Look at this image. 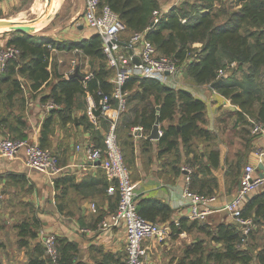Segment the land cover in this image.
<instances>
[{"label":"trees","instance_id":"16d2710c","mask_svg":"<svg viewBox=\"0 0 264 264\" xmlns=\"http://www.w3.org/2000/svg\"><path fill=\"white\" fill-rule=\"evenodd\" d=\"M100 3L108 4L123 21L125 29L120 33L121 40L124 32L130 34V40L133 33L149 28L147 38L160 55L169 56L179 65H184L187 74L198 84L216 82V90L237 106L235 127L245 140L246 153L252 146L254 137L250 118L264 125V0H198L191 4L184 0L165 11L153 25V12L160 9L161 0H100ZM12 31L7 45L18 48L20 52L16 57L8 59L0 71V123L6 121L1 115L3 108H7L6 104L12 105L13 100L23 92V78L27 80L32 92L50 86L49 93L42 100H51L57 106L50 109V115L43 122L41 146L45 147L48 143L55 117L63 124L74 122L75 112L80 110L83 113L78 116V123L91 129L92 139L101 145L102 135L86 112L88 93L98 104L101 98L99 92L111 94L113 89L110 76L114 70L107 64L100 35L94 33L88 39L67 42V48H82L93 60V70L90 78L78 75L65 78L50 68L51 46L64 48L65 45L62 46L46 34ZM195 43H200V47L193 57ZM54 75L57 80L50 84ZM124 89L128 91V106L120 116L118 133H125V130L131 133L133 127L140 126L142 133L149 135L157 113L161 122L172 121L162 127V134L158 138L160 152L178 150L179 145L183 144L186 153H192L188 162L195 166L189 174V188L198 185L199 192L213 194L218 187L214 171L219 167L221 158L220 150L209 144L214 133L203 125L206 120L205 102L186 90L168 87L151 78L131 77L126 81ZM111 103L116 106L115 99ZM158 105L159 111L156 110ZM177 113L179 117L175 123ZM99 119L106 127L108 120L101 116ZM17 122L19 125L23 123L20 117ZM9 128L15 130L12 126ZM130 133L126 136H130ZM14 136L12 138L25 137V134ZM196 138L207 141L210 148L202 151L196 149L193 142ZM144 142L150 144L148 138ZM242 163L240 158L230 162L225 174L232 183L238 182ZM10 176L14 181L20 180L14 174ZM100 181L106 188L107 181ZM96 183L95 179L76 183L70 180V175L55 179V184L61 188L63 195L70 189V184L81 190L84 187L93 188ZM137 209L140 214L153 221H166L171 216L168 204L152 199H138ZM241 217L252 221L247 235L244 234L246 225L239 222H221L212 227L205 220L190 221L182 218L178 227L173 226L175 230L196 229L209 236L212 242L221 244V247L211 248L204 255L206 249L202 239L187 251L188 254L192 252L196 258L188 263L184 260L180 264H203L205 257L215 262L264 264V244L258 247L254 255L248 247L247 239L249 234L264 229V189L250 194L242 208ZM39 227V220L23 221L18 226L21 242L27 244L29 238L37 236ZM56 244L58 264H75L73 259L77 244L64 236L56 237ZM35 250L29 264H48L45 247L40 243Z\"/></svg>","mask_w":264,"mask_h":264},{"label":"crops","instance_id":"0c3cea01","mask_svg":"<svg viewBox=\"0 0 264 264\" xmlns=\"http://www.w3.org/2000/svg\"><path fill=\"white\" fill-rule=\"evenodd\" d=\"M16 2L17 0H0V5L5 6L8 3L14 5ZM83 9L84 0H80V8L75 11L71 18V21L76 20V30H70V26L66 24L65 26H54L51 32L44 33L49 35L54 41L61 43L62 46L65 45L64 48H58L55 45L51 46L52 53L50 56V68L62 74L65 78H70L69 75L76 70L81 77L86 78L89 74H92L93 68L89 65V57L84 51L75 53L73 49L76 46L73 48L66 47L67 42H79L97 33L96 30L85 23L83 16L80 15ZM79 15L80 17H78ZM68 18V23H70V11ZM40 27H31L28 30L30 33H35ZM10 36L6 35L0 38V50L8 46L7 41ZM129 36L130 34L125 33L124 37H122V42L128 43L129 41H126L127 39L129 40ZM49 45H52V42H49ZM124 50L131 54L128 47L124 46ZM133 51L134 55L139 57L140 48L138 45L133 48ZM75 59L77 64L73 65V60ZM181 66L182 69L178 77L167 76V80L162 83L168 87L186 90L194 97L205 102L206 120L203 125L214 133V138L209 142L210 146L220 150L221 162L214 171L218 178V187L213 194H209L214 195L215 200L211 204L213 211L207 216L205 222L212 227L221 222H238L222 210V207L237 192L245 165L257 162L255 151L259 147H264V134H254L251 141L252 146L245 153V140L237 133L240 145L235 149L231 148L232 144L230 145L227 142V137L224 138V125L230 123V126H233L235 130L237 129L235 127L237 123V106L229 98L219 93L211 84L194 82L192 77L185 73V66ZM1 70L3 69H1L0 62ZM113 75L114 72L110 76V81ZM21 80L23 92L13 100L12 105L6 104L7 108L2 110L1 115L4 116L6 121L0 123V139L15 137L14 134L23 133L25 137L19 138H25L40 144L43 122L50 115L47 103L51 101H43L42 98L49 93L50 86H46L48 87L47 89L44 87L41 91L32 92L27 80L23 78ZM56 80L57 78L54 75L50 84ZM54 107L57 106L55 105ZM82 113L81 110L75 112L74 122L63 124L58 117L53 120L48 143L45 146V148L57 154L59 165L61 166V171L53 176V181L45 173L30 168L25 164L23 150L14 159L0 156V186L11 185L10 191L2 188L0 194V264H29L31 254L36 251L35 247L40 243L43 245V243L39 234L29 238L27 244L22 243L18 226L25 220L33 221L35 219L40 222L38 232L42 229L46 233L55 234L56 237H67L70 241L77 244L73 259L75 264H119L124 262L126 255V232L124 226L113 221L109 226H103L102 224L105 220H111V215L118 205L119 195L117 192L113 194L108 192V188L114 184V181L110 180L106 175L104 168L101 166V160L90 161L86 155V146L90 143L97 147H103L108 121H106V127L100 119L97 124L93 123L102 135L101 145H98L92 139V130L78 123V116ZM19 117L23 121L20 125L17 124ZM178 117L179 113L175 115V123H177ZM170 123H172L170 120L160 121V131L162 132V127ZM10 126L15 130H10ZM123 132L125 133H118L117 131L118 137L119 134L125 135L123 139L125 159L131 169L137 200L147 198L164 202L170 206V219L157 222H166L172 227L174 225L178 227L182 218L193 221L188 216L189 198L184 194V190L189 186L186 177L190 174L184 169L188 167L192 171L195 168L194 165L188 162L192 157V153H186L183 144L179 145L178 150L161 153L158 139H152L149 135H144L140 126L133 127L131 133L127 130ZM129 133L130 136H126ZM231 137L236 140V136ZM146 138L150 140L149 145L144 142ZM193 142L195 148L199 151L210 148L205 140L196 138ZM238 158L242 159L245 164L243 165L242 163L243 166L240 168L241 173L238 182L232 183L225 172L232 159L236 160ZM11 174L16 175L20 180L14 181L10 176ZM64 175H70V180L76 183L90 181L91 179L97 180V183L93 188L84 187L81 190L70 184V189L63 195L61 194V188L56 186L55 179ZM100 179L104 182L107 181L108 185L106 188ZM15 186H18L21 190L15 189ZM263 189L264 186L253 191V193ZM190 190L203 194L199 192L198 185H193ZM58 200L66 206L65 210L68 209L67 214L58 205ZM262 230L264 231V229ZM197 231L196 229L186 231L173 228L170 238L163 242L147 239L144 242L148 254L145 264H158L156 261H162L167 256H174L172 259L174 264H180L184 260L188 263L195 259L196 256L192 252L188 254L187 251L198 241L204 239L201 237L202 232ZM192 233L200 234L199 238L193 236ZM212 243H214L213 248L221 247V244ZM45 256L47 257L46 250ZM226 262L232 263L230 261ZM219 263L214 261L211 264ZM233 263L241 264L240 262ZM48 264L53 263L48 260Z\"/></svg>","mask_w":264,"mask_h":264},{"label":"built area","instance_id":"2783aa9c","mask_svg":"<svg viewBox=\"0 0 264 264\" xmlns=\"http://www.w3.org/2000/svg\"><path fill=\"white\" fill-rule=\"evenodd\" d=\"M164 12L154 10L153 22L159 21ZM83 19L85 23L96 30L100 35L102 49L106 55L107 64L114 70L111 79L113 89L111 94L99 92L101 98L96 104L92 95L87 94V113L92 123L97 124L99 116L108 120V128L104 135L103 147H97L94 144L86 146V155L88 160H101V166L106 175L114 184L108 188V192H115L119 195L116 210L111 215V220L102 222L103 226L111 225L112 221L124 226L126 232V255L124 264H145L147 259V250L144 242L147 239H154L163 242L170 238L173 227L166 222H157L150 220L140 214L137 209V198L132 181L131 169L125 160L122 151L117 125L120 115L127 109L128 91L124 89L126 81L131 77H142L156 79L160 82L166 81L167 76L178 77L182 66L174 59L166 55H160L151 41L147 38V31H137L132 34L128 42L133 50L139 46V63L133 61V53L124 50L120 41V33L125 29L123 21L120 19L108 4L101 5L100 0H84ZM185 21V19H182ZM75 53L82 52L81 48H74ZM19 49L14 46H6L0 50L1 69L5 67L8 59L16 57ZM196 55V54H195ZM77 60H73V65ZM223 73V71H221ZM89 74L86 78H90ZM116 100V106H113L111 100ZM55 106L53 101L47 103V108ZM100 109V114L96 115L94 110ZM253 134H264V125L251 119ZM160 134L162 132L160 131ZM24 151L25 164L33 169L48 175L51 180L53 176L61 171L59 158L56 153L48 148L41 146L38 142L30 141L25 138L4 137L0 139V156L7 159H14L19 152ZM256 163H247L243 169L240 186L234 196L227 201L222 210L228 213L239 223L244 224V234H248L252 221L243 219L241 211L250 194L264 186V147H259L255 151ZM258 164L262 165L260 169ZM188 174L191 169H184ZM186 180L189 184L190 177ZM53 181V180H52ZM187 184V185H188ZM184 194L189 198V217L192 220L203 221L213 211L211 206L215 200L214 195H203L190 190L189 186L184 190ZM40 240L43 243L46 255L53 264L57 261L56 235L46 233L44 230L38 232ZM245 241V238L243 239Z\"/></svg>","mask_w":264,"mask_h":264},{"label":"rangeland","instance_id":"374dc122","mask_svg":"<svg viewBox=\"0 0 264 264\" xmlns=\"http://www.w3.org/2000/svg\"><path fill=\"white\" fill-rule=\"evenodd\" d=\"M36 1L37 0H17V2L14 5H11L10 3H8L5 6L0 5V18L11 19L10 17H12V18L13 17H19V18H22L26 21L31 20L33 18H36L39 16L33 10V7H34V4L36 3ZM182 1H184V0H161V7L158 10L160 12H165V11L167 12L174 5H176V4L178 5V4L182 3ZM188 1L191 4V3L198 1V0H188ZM57 2L59 4L61 2V0H58ZM51 3H52V0H45V6H47V10H46L47 13L50 11ZM58 4L56 3V6ZM79 8H80V0H62L61 7L58 10V12H56V14H54L53 17L49 21H47L45 23V25L41 26L40 29H38L35 33L44 34L45 32H49V31L51 32V30H53L54 26H57V25H64L65 26L66 24H67V26H70V30H72V29L76 30L77 29L76 20L71 21V18H72V15L75 13V11L79 10ZM83 10H81V14H80L81 16L83 15ZM69 11H70V23H68ZM80 15L78 17H80ZM12 32H13L12 30L1 31L0 32V38L5 37L6 35H10ZM29 33H30V31H29ZM124 35H125V32L122 34V37H124ZM193 47L195 49L193 50L192 55H193V57H195L197 50H199L200 44L195 43L193 45ZM92 61H93L92 59L88 58V63H89V65H91V67H93ZM185 73H187V72H185ZM47 88L48 87H46L45 89H47ZM224 131H225L224 132L225 133L224 138L227 137V142L230 143V145L232 144L231 148L235 149L237 146L240 145V140H238L239 137H237V133L239 134L238 129L235 130L233 128V126H230V123H229V124L224 125ZM231 136H236V140H235V138H232ZM124 138H125V135L119 134L120 144L122 146L124 155H126L125 149H124V144H123ZM244 164L245 163H243V165ZM2 188H4L6 191H10L11 185L5 184L3 186H0V194H1ZM15 189L21 190V188H19L18 186H15ZM60 198H61V196H60ZM58 205L61 207L62 210H64L66 212V214L68 213V209L65 210L66 206L63 203H61L59 200H58ZM216 220H218V219H216ZM214 225H215V222H214ZM250 227H251V225H250ZM192 234H193V236H197V238H199V236H200V234H198V233H192ZM201 235H202L201 237H203L204 241H205L204 245H205L206 251H205L204 255H206L209 252V250L211 248H213L214 243L211 242L209 236H206L204 233H202ZM247 239H248V247H249V249H251V252L255 255V252L257 251V249H259L258 247L262 246L264 244V231L261 230V231H256L251 235L249 234L247 236ZM244 245H242V247H244ZM182 254H183V252H182ZM173 258H174V256H167L164 260L156 261V262L158 264H174L172 262ZM175 258H177V256H175ZM213 262H214L213 260L207 259L205 257L203 264H211ZM219 264H234V263H229V262L225 261V262H220Z\"/></svg>","mask_w":264,"mask_h":264},{"label":"water","instance_id":"95a60500","mask_svg":"<svg viewBox=\"0 0 264 264\" xmlns=\"http://www.w3.org/2000/svg\"><path fill=\"white\" fill-rule=\"evenodd\" d=\"M61 3H62V1L60 2L59 6L56 9H54V11L50 15H48L46 17L45 16H43V17L42 16H38V17L33 18L31 20L25 21L24 23H16V22H13V21H11L10 19H7V18H0V26L6 27L5 30H7V31H9V30H21V31L28 32L26 30V28L28 26L37 25L39 23H43L45 21L46 22L49 21L53 17V15L56 14V12H58V10L60 9ZM153 24H154V22H152V25ZM120 42H121V44L123 46L128 47L130 49V52L133 53V50L129 47L128 43H125V42H122V41H120ZM133 61L135 63H139V58L134 56L133 57ZM76 75L81 76L80 73L76 70L74 73L70 74L69 77H73V76H76ZM215 85H216V82L211 84L212 87H215ZM157 110L159 111V106L157 107ZM94 113L96 115H99L100 114V109L96 108L94 110ZM149 137L152 138V139H158L160 137V120H159L158 113H157L156 120H155V122L153 124L152 130H151V132L149 134ZM259 168H262L261 164H259Z\"/></svg>","mask_w":264,"mask_h":264},{"label":"bare ground","instance_id":"6f19581e","mask_svg":"<svg viewBox=\"0 0 264 264\" xmlns=\"http://www.w3.org/2000/svg\"><path fill=\"white\" fill-rule=\"evenodd\" d=\"M57 1L58 0H52L51 8H50V11L48 13L46 11L47 10V6H45V0H39V1L37 0L36 3L34 4L33 10L39 16H42V17L45 16L46 17V16L50 15L54 11V9H56L59 6L60 3L56 6ZM10 18H11L10 19L11 21L16 22V23H24L26 21V20H24L22 18H19V17H13V18L10 17ZM45 23H46V21L43 22V23H39L37 25L28 26L26 28V30L30 29L31 27L35 28V27L43 26V25H45ZM5 29H6V27L0 26V32L3 31V30H5Z\"/></svg>","mask_w":264,"mask_h":264}]
</instances>
